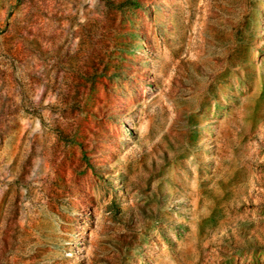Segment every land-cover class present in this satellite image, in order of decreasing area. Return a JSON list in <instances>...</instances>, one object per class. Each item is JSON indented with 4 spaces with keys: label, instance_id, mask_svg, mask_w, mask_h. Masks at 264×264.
Returning a JSON list of instances; mask_svg holds the SVG:
<instances>
[{
    "label": "rangeland",
    "instance_id": "obj_1",
    "mask_svg": "<svg viewBox=\"0 0 264 264\" xmlns=\"http://www.w3.org/2000/svg\"><path fill=\"white\" fill-rule=\"evenodd\" d=\"M0 264H264V0H0Z\"/></svg>",
    "mask_w": 264,
    "mask_h": 264
}]
</instances>
